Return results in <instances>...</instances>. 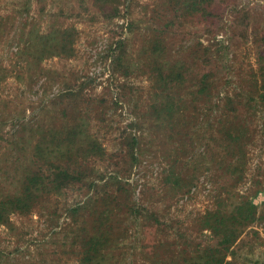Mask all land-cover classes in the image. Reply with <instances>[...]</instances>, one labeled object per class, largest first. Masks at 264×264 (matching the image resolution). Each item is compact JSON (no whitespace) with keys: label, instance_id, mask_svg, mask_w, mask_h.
<instances>
[{"label":"rangeland","instance_id":"1","mask_svg":"<svg viewBox=\"0 0 264 264\" xmlns=\"http://www.w3.org/2000/svg\"><path fill=\"white\" fill-rule=\"evenodd\" d=\"M214 3L0 0V199L44 176L0 264H83L99 234L91 264H201L205 216L247 201L224 253L264 264V0Z\"/></svg>","mask_w":264,"mask_h":264},{"label":"trees","instance_id":"2","mask_svg":"<svg viewBox=\"0 0 264 264\" xmlns=\"http://www.w3.org/2000/svg\"><path fill=\"white\" fill-rule=\"evenodd\" d=\"M215 0H189V4L192 9L202 13L203 17L208 21V18L212 15V6H214ZM232 27V24H231ZM261 71L263 75L262 80V93L261 96L264 98V65L261 66ZM168 80H164V83L177 82L179 78H175V74H166ZM208 76L207 72L203 74L201 84L202 87L200 90H204L207 86ZM172 82V83H173ZM133 142L136 143V140L133 138ZM59 172L54 173V184L57 185L58 189L61 188L64 184V181L73 180L77 177L69 173L68 169L59 168ZM24 189L21 195L8 197L5 199H0V223L6 220L8 213L10 211H27L31 208L34 199L36 198L35 191L40 190V186L44 184V176L42 173L32 172L29 174L24 182ZM47 186V185H46ZM78 210V209H77ZM224 211V212H223ZM256 206L251 202H242L240 205L234 206L232 210L218 209L213 213H208L205 216V224L211 229L214 240L212 244L206 248L205 259L201 264H233L227 260V256L224 253L231 251V247L235 244L238 239V226L249 224L255 221L256 219ZM105 237L103 234L99 236L95 235L88 239L86 243V249L83 253L84 263L91 264L94 261L103 245ZM203 258V257H202Z\"/></svg>","mask_w":264,"mask_h":264}]
</instances>
